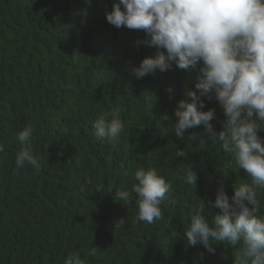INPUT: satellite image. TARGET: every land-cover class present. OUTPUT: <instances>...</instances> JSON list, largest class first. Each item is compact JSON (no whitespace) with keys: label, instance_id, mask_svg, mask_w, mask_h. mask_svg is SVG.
I'll list each match as a JSON object with an SVG mask.
<instances>
[{"label":"trees","instance_id":"16d2710c","mask_svg":"<svg viewBox=\"0 0 264 264\" xmlns=\"http://www.w3.org/2000/svg\"><path fill=\"white\" fill-rule=\"evenodd\" d=\"M111 5L0 0V264H63L72 253L86 264H233L232 246L214 243L211 253L188 245L185 223L201 200L210 207L220 186L231 202L234 186L249 178L243 169L232 172L231 157L202 126L176 136L175 108L190 99L185 91L195 90L198 70L173 65L137 79L128 66L155 49L136 44L143 32L110 25ZM117 107L125 131L113 147L92 124ZM208 108L222 130V106L205 98ZM26 125L35 126L38 174L15 168L17 134ZM182 163L197 175L194 188L181 179ZM139 167L156 168L173 186L163 219L152 225L133 223L135 193L127 202L114 199L131 189Z\"/></svg>","mask_w":264,"mask_h":264},{"label":"clouds","instance_id":"9594fccd","mask_svg":"<svg viewBox=\"0 0 264 264\" xmlns=\"http://www.w3.org/2000/svg\"><path fill=\"white\" fill-rule=\"evenodd\" d=\"M106 20L117 29L143 32L136 44L155 49L139 66H128L137 79L173 65L198 70L195 90L185 91L190 99L177 102L175 134L183 139L188 129L202 126L212 143L231 157L232 172L243 169L249 178L234 186L231 202L220 186L210 207L203 200L195 206L185 223L187 244H202L214 253L212 244L223 243L235 250L233 264H264V137L259 134L264 131V0H112ZM213 97L226 117L220 131L212 123L215 109L204 110L205 98ZM92 127L97 138L114 147L125 131L120 109L99 116ZM34 131V125H26L18 132L21 148L14 162L17 170L30 166L38 174ZM4 151L0 143V153ZM176 154L185 155L180 150ZM179 171L182 181L194 188L192 166L182 163ZM172 192V183L156 168L139 167L131 189L117 191L114 199L127 202L135 193L133 223L152 225L163 219L161 204ZM212 208L220 211L213 215ZM124 223L121 218L116 226ZM63 264L86 262L72 253Z\"/></svg>","mask_w":264,"mask_h":264}]
</instances>
